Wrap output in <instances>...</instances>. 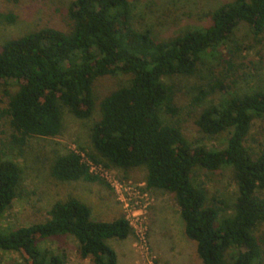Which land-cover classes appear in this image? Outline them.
I'll return each instance as SVG.
<instances>
[{"label": "trees", "instance_id": "obj_1", "mask_svg": "<svg viewBox=\"0 0 264 264\" xmlns=\"http://www.w3.org/2000/svg\"><path fill=\"white\" fill-rule=\"evenodd\" d=\"M68 16L69 30L41 28L7 40L0 51V81L17 88L6 91L8 107L0 114L12 128L8 149L23 154L31 138L60 135L64 108L79 119L90 118L96 79L129 75L127 85L100 102V118L91 128L94 153L81 146L79 151L107 169L145 168L149 191L174 196L186 235L197 243L204 264H263L264 149L254 152L246 141L254 119H264V91L229 94L200 112L196 124L202 133L229 134L222 149L192 145L180 125L165 123L162 111L178 113L173 104L177 86L170 80L194 76L203 55L226 45L241 23L256 36L264 32V0L225 3L210 12L207 27L166 40L133 25L129 0H74ZM4 18L15 20L12 14ZM229 89L217 80L211 90H200L195 101ZM223 167L233 169L237 185L232 207L217 198L210 202L193 178L197 168L215 172ZM22 174L15 160L0 157V220L19 195ZM51 175L61 182L109 187L74 150L55 159ZM66 235L76 239L82 258L117 264L118 254L108 240L128 239L134 230L124 215L110 222L94 220L91 208L71 197L54 203L45 221L0 230V251L19 253L25 264H66L65 255L41 246Z\"/></svg>", "mask_w": 264, "mask_h": 264}, {"label": "rangeland", "instance_id": "obj_2", "mask_svg": "<svg viewBox=\"0 0 264 264\" xmlns=\"http://www.w3.org/2000/svg\"><path fill=\"white\" fill-rule=\"evenodd\" d=\"M72 1L0 0V51L7 40L41 28L69 30L68 11ZM231 1L129 0L133 25L140 30H151L157 40L207 27L211 23L210 12ZM9 14L15 16L14 22L4 18ZM130 78L125 74L97 78L94 82L93 115L88 119H79L64 108L61 134L50 138H31L23 154L17 149H8L12 128L7 116L0 117V157L15 160L23 169L19 195L1 218L0 230L9 231L45 221L54 203L71 197L87 204L94 220L110 222L124 215L122 203L110 186L98 182H61L52 177L51 167L59 155L79 150V146L84 147L86 152L94 153L91 128L100 118V102L114 90L127 85ZM217 80L230 86L229 92L216 90L197 103L195 97L200 90H211ZM170 81L177 86L173 104L178 113L173 115L162 111L165 123L180 125L192 145L224 148L229 134L208 136L199 130L196 120L204 108L219 103L229 94L264 91V32L256 36L247 23H241L226 45L203 55L194 76L176 77ZM16 89V86H7L0 81V114L8 107L6 91L13 93ZM246 145L254 152L264 149V119H254ZM109 170L125 182H146L147 171L142 167L128 171ZM193 178L196 184L206 189L210 202L213 198L221 199L229 207L236 202L238 190L231 167L215 172L197 168ZM150 193L154 201L146 220L148 250L143 252L134 235L125 240L109 239L108 243L118 254L117 264H204L197 254V243L186 235L185 222L174 196L162 191ZM226 211L231 213L230 208ZM259 231L264 234V225ZM41 246L52 253L65 255L66 264H94L90 258L80 256L78 242L70 235L48 239ZM0 264L25 263L17 252L0 251Z\"/></svg>", "mask_w": 264, "mask_h": 264}, {"label": "built area", "instance_id": "obj_3", "mask_svg": "<svg viewBox=\"0 0 264 264\" xmlns=\"http://www.w3.org/2000/svg\"><path fill=\"white\" fill-rule=\"evenodd\" d=\"M80 153L83 161L90 167V171L99 177L103 178L109 186L114 190L118 201L122 203L124 216L129 225L134 230V236L137 244L143 249V252L148 250L147 247V213L154 199L147 189V183H133L120 180L114 173L91 161L84 152L75 149Z\"/></svg>", "mask_w": 264, "mask_h": 264}]
</instances>
